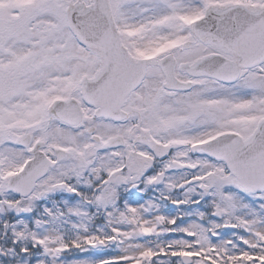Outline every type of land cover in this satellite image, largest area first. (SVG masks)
<instances>
[{
  "label": "snow or ice",
  "instance_id": "1",
  "mask_svg": "<svg viewBox=\"0 0 264 264\" xmlns=\"http://www.w3.org/2000/svg\"><path fill=\"white\" fill-rule=\"evenodd\" d=\"M0 264H264V0H0Z\"/></svg>",
  "mask_w": 264,
  "mask_h": 264
}]
</instances>
